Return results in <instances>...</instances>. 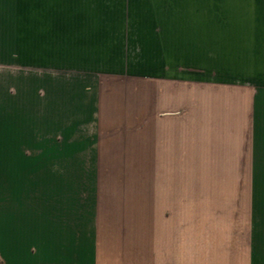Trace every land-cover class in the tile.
I'll return each mask as SVG.
<instances>
[{"label": "crops", "instance_id": "0c3cea01", "mask_svg": "<svg viewBox=\"0 0 264 264\" xmlns=\"http://www.w3.org/2000/svg\"><path fill=\"white\" fill-rule=\"evenodd\" d=\"M0 262L264 264V0H0Z\"/></svg>", "mask_w": 264, "mask_h": 264}, {"label": "rangeland", "instance_id": "374dc122", "mask_svg": "<svg viewBox=\"0 0 264 264\" xmlns=\"http://www.w3.org/2000/svg\"><path fill=\"white\" fill-rule=\"evenodd\" d=\"M186 79L189 81V80H192L194 81V79H198V73L196 74H193V73H188L187 74V77ZM140 86V85H139ZM185 88V91H186V94L188 97H194V96H198V83H193V82H187L186 84H182L181 87H180V90L184 89ZM108 90V89H107ZM139 90L141 91H144V89H142L141 87L139 88ZM173 90V89H172ZM140 99V97H139ZM160 98L155 96V103H156V110L157 109V103L159 102ZM195 99L191 98L189 101L192 102V104H188V109H186L187 111L190 110L189 107L193 108V106H196L194 104V101ZM198 106V104H197ZM141 106H139V110H142L140 109ZM134 154L137 155L134 156ZM118 155H121L122 158H138L140 160H143V159H146V156L148 155L146 153V151H139L138 153H131V152H120L118 153ZM158 153H156V159H157V156ZM162 155V154H161ZM161 158V157H160ZM190 164H198V162H195V161H191V162H188ZM133 170H137L139 171V175L140 176H146V171L148 169L146 168H138V169H133ZM150 171V170H149ZM181 172L184 173L186 172L187 176L188 177H198V167H187L186 169H172V168H159V169H155V175H158V172H160V175H169L170 172ZM194 179V178H192ZM187 187H188V192H190L189 188H193V192H197V194H187L188 197L190 196H198V183L194 184H190L188 183L187 184ZM237 202V201H236ZM146 203L147 201L145 200H140V206L141 207H146ZM155 206L157 207H163L165 209H171V208H178V207H182V208H185L187 209V219H188V222H198V199H187V200H155Z\"/></svg>", "mask_w": 264, "mask_h": 264}, {"label": "trees", "instance_id": "16d2710c", "mask_svg": "<svg viewBox=\"0 0 264 264\" xmlns=\"http://www.w3.org/2000/svg\"><path fill=\"white\" fill-rule=\"evenodd\" d=\"M0 264H1V262H0Z\"/></svg>", "mask_w": 264, "mask_h": 264}]
</instances>
